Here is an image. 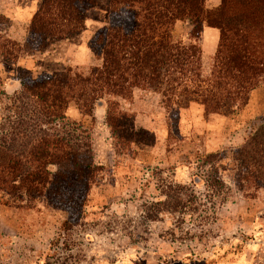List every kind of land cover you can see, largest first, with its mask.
I'll return each instance as SVG.
<instances>
[{"label": "rangeland", "instance_id": "rangeland-1", "mask_svg": "<svg viewBox=\"0 0 264 264\" xmlns=\"http://www.w3.org/2000/svg\"><path fill=\"white\" fill-rule=\"evenodd\" d=\"M16 1L0 0V45L22 49L9 46V59L0 50V123L23 81L68 67L87 75L102 63L91 41L106 26V0L86 11L80 34L45 47L32 39L31 20L16 17L19 6L43 0ZM189 31L179 23L175 40L189 44ZM200 45L207 76L215 56L204 55L202 37ZM109 110L122 117L115 135ZM67 114L88 132L102 170L69 224L66 208L45 198H3L0 264H264V78L246 106L220 114L190 101L168 105L152 89L105 97L91 115L72 103Z\"/></svg>", "mask_w": 264, "mask_h": 264}, {"label": "trees", "instance_id": "trees-1", "mask_svg": "<svg viewBox=\"0 0 264 264\" xmlns=\"http://www.w3.org/2000/svg\"><path fill=\"white\" fill-rule=\"evenodd\" d=\"M105 3L106 26L91 41L99 66L87 75L68 67L23 81L21 90L8 98L13 114L0 123V202L24 193L66 208L67 224L78 220L102 169L93 161L88 132L67 114L72 103L91 115L105 97L132 99L135 89H152L168 105L190 101L208 116L220 114L228 104L246 106L264 78V0H222L213 9L206 0ZM99 5L100 0H43L31 19V37L45 47L80 34L86 11ZM179 23L191 26L189 44L175 40ZM205 26L220 31L207 76L200 45ZM9 46L22 51L6 39L0 45L6 59L13 56ZM116 112H107L114 135L123 126Z\"/></svg>", "mask_w": 264, "mask_h": 264}, {"label": "crops", "instance_id": "crops-1", "mask_svg": "<svg viewBox=\"0 0 264 264\" xmlns=\"http://www.w3.org/2000/svg\"><path fill=\"white\" fill-rule=\"evenodd\" d=\"M16 1V0H14ZM222 0H206V6L209 9L217 8L221 5ZM19 5V2L17 4L16 1V7ZM40 8V6H39ZM37 5H32L31 7H24V6H19L17 8V14L16 17L17 19H21L23 21L30 22V20L33 18V16L36 14V12L39 10ZM179 26V24L176 25V28ZM189 33H187V36L189 37ZM202 45L204 49V55L208 56L207 50H210L211 56H215L218 45H219V40H220V31L215 28H211L208 26H205L202 32Z\"/></svg>", "mask_w": 264, "mask_h": 264}]
</instances>
